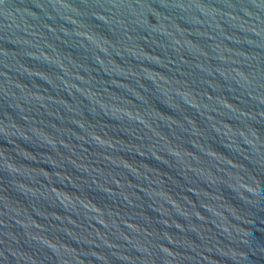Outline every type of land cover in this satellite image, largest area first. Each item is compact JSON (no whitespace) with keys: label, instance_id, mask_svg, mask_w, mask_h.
<instances>
[{"label":"water","instance_id":"obj_1","mask_svg":"<svg viewBox=\"0 0 264 264\" xmlns=\"http://www.w3.org/2000/svg\"><path fill=\"white\" fill-rule=\"evenodd\" d=\"M0 264H264V0H0Z\"/></svg>","mask_w":264,"mask_h":264}]
</instances>
